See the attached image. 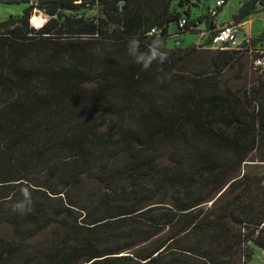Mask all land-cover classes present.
I'll use <instances>...</instances> for the list:
<instances>
[{
	"label": "trees",
	"instance_id": "16d2710c",
	"mask_svg": "<svg viewBox=\"0 0 264 264\" xmlns=\"http://www.w3.org/2000/svg\"><path fill=\"white\" fill-rule=\"evenodd\" d=\"M203 1H9L26 8L0 20V264H246L264 252V75L241 83L264 62V33L244 52L181 48L222 26L228 0L216 16ZM37 11L51 17L39 30ZM261 13L264 0H243L229 23ZM132 36L141 51L162 40L167 61L136 64ZM22 189L24 214L12 209Z\"/></svg>",
	"mask_w": 264,
	"mask_h": 264
},
{
	"label": "rangeland",
	"instance_id": "374dc122",
	"mask_svg": "<svg viewBox=\"0 0 264 264\" xmlns=\"http://www.w3.org/2000/svg\"><path fill=\"white\" fill-rule=\"evenodd\" d=\"M217 0H208V1H203L201 3L202 7L200 9V11H206L207 7L209 5H213ZM243 0H228L225 4V6L223 7L222 12L220 13V15L217 17L218 23H229V21L231 22L234 14L236 13V11L239 9V4L240 2ZM199 12V11H198ZM10 13V14H9ZM24 13V10L21 9V7L19 6H11L6 8V11H0V20H4L6 18H8L10 15H22ZM90 14H97V9H93L91 11H89ZM8 14V15H7ZM37 17H33L32 19H30V26L35 29V30H39L40 28L35 27V25H46L48 23V21L51 19V17L46 14L43 11H37ZM38 18V19H35ZM245 28L249 31H251L252 35L254 37H257L258 35H261L264 33V13L259 14L256 17H253L250 20L245 21ZM170 33L171 36L168 39V46L170 48H175L178 46V43L176 41V26L175 25H171L170 27ZM208 34H205L204 36H200L197 34H186L184 36H182L179 40H181V44L179 45L181 48H186L192 44H195V46H203L206 47V44H208L210 42V40L208 42L207 41V36ZM73 35L70 33H65L62 35H58L56 38L59 41H69V40H90L91 38L89 37H72ZM201 37H203L201 39ZM22 39H25V36H22ZM204 41V44H201ZM200 51H217V50H213V49H203ZM258 65H261V69H255V67H259ZM255 66V67H254ZM236 72H232L230 73L229 77L234 78ZM245 74V75H244ZM255 74L257 75H264V62H262V64H254L251 67V71L248 72V75H246V71L244 73H242L241 75H244L243 80L241 81V83L246 84L247 79L251 78L252 76L254 77ZM254 168H251L250 171H253ZM257 172L260 171L261 174L263 173L264 175V166H260L259 168H257L256 170ZM246 264H264V252L261 251H257L256 255L253 257V259L250 262H247Z\"/></svg>",
	"mask_w": 264,
	"mask_h": 264
},
{
	"label": "built area",
	"instance_id": "2783aa9c",
	"mask_svg": "<svg viewBox=\"0 0 264 264\" xmlns=\"http://www.w3.org/2000/svg\"><path fill=\"white\" fill-rule=\"evenodd\" d=\"M224 3L225 0H217L209 8L210 15L216 16L219 9L223 7ZM184 23H186L185 20L182 21V24ZM154 32L155 30H153L151 34ZM201 36H204V33ZM202 38L203 37H201V39ZM253 39L254 36L251 31L245 28L244 23H226L216 30L215 34L211 37L210 42L205 48L219 51L244 52L251 45ZM201 44H204V41Z\"/></svg>",
	"mask_w": 264,
	"mask_h": 264
},
{
	"label": "clouds",
	"instance_id": "9594fccd",
	"mask_svg": "<svg viewBox=\"0 0 264 264\" xmlns=\"http://www.w3.org/2000/svg\"><path fill=\"white\" fill-rule=\"evenodd\" d=\"M128 55L131 56L134 62L141 65L144 69H148L154 62L164 64L168 59V53L165 50V45L159 38L153 39L151 44L146 46L145 51L140 50V40L136 36L129 37L127 44ZM23 199L18 200L12 205L13 211L24 214L31 210L30 192L27 189H22Z\"/></svg>",
	"mask_w": 264,
	"mask_h": 264
},
{
	"label": "crops",
	"instance_id": "0c3cea01",
	"mask_svg": "<svg viewBox=\"0 0 264 264\" xmlns=\"http://www.w3.org/2000/svg\"><path fill=\"white\" fill-rule=\"evenodd\" d=\"M9 1H11V0H0V11H6V8H8V7H11V6H19V7H21V9H25L26 8V5L25 4H23V3H9ZM15 1H19V0H15ZM201 7H202V5H200ZM212 5H209L208 7H207V9H206V11L211 7ZM239 6H240V4H239ZM206 11H202V12H206ZM238 11V10H237ZM236 11V12H237ZM201 12V13H202ZM10 14V13H9ZM8 15V14H7ZM220 15V14H219ZM232 21V20H231ZM230 22V21H229ZM225 23H227V22H225ZM224 22L223 23H218V20H217V26H221V25H223V24H225Z\"/></svg>",
	"mask_w": 264,
	"mask_h": 264
},
{
	"label": "bare ground",
	"instance_id": "6f19581e",
	"mask_svg": "<svg viewBox=\"0 0 264 264\" xmlns=\"http://www.w3.org/2000/svg\"><path fill=\"white\" fill-rule=\"evenodd\" d=\"M35 19H38V18H35ZM34 20V19H33Z\"/></svg>",
	"mask_w": 264,
	"mask_h": 264
}]
</instances>
